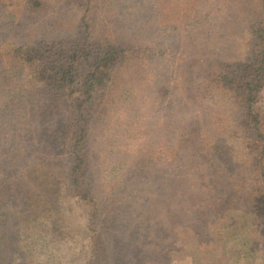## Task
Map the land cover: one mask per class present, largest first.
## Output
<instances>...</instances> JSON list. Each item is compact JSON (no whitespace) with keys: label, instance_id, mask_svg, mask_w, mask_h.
<instances>
[{"label":"rangeland","instance_id":"1","mask_svg":"<svg viewBox=\"0 0 264 264\" xmlns=\"http://www.w3.org/2000/svg\"><path fill=\"white\" fill-rule=\"evenodd\" d=\"M2 1L0 48L55 36L57 18L70 30L79 17L63 0H42L46 12L27 9L24 0ZM99 2L103 18L105 0ZM252 7L247 0H146L129 6L126 23L111 29L151 48L139 56L141 70L123 75L112 99H99L91 117L86 188L100 207L93 237L107 248L105 264H264V226L257 227L264 224V194L256 199V214L247 200L250 191L264 190L263 175L252 174L246 160L237 105L203 81L206 70L248 58L255 42ZM185 119L193 124L188 139L180 133ZM23 120L41 125L33 132L26 125L29 131L16 135L29 154L30 173L17 169L13 175L0 163V264H88L90 235L67 177L70 160L62 151L63 131L54 126L57 112L34 110ZM218 171L227 176L225 183ZM230 177L242 189L238 194ZM189 189L196 191L195 203L215 204L207 209L210 217L196 223L215 222L224 239L218 231L200 239L199 231L187 230L195 228L192 214L168 220L169 212L187 206L183 194ZM24 194L36 195L41 208L25 203ZM165 224L177 230L167 243L154 229Z\"/></svg>","mask_w":264,"mask_h":264},{"label":"trees","instance_id":"2","mask_svg":"<svg viewBox=\"0 0 264 264\" xmlns=\"http://www.w3.org/2000/svg\"><path fill=\"white\" fill-rule=\"evenodd\" d=\"M99 1L63 0L72 7L71 10L74 13L79 15L77 22L70 30H68L70 26L62 27L60 18H57L54 25L60 34L25 43H11L0 48V163H4L7 172L13 175L17 169L30 173L27 165L29 154L20 137L17 140L16 135L20 130L23 133L25 129L29 131L27 126L32 129V132L35 131L37 124L41 125V122L31 126L27 125L28 122L24 123L23 119L26 114L30 117V112L34 110L37 114L45 111L57 112V118L60 120L56 121L54 126L57 130L63 131L60 141L66 142L67 150L62 151L70 160L67 177L72 187L78 191L74 197L85 220V229L90 235L88 244L91 254L88 264H105L107 250L102 240L99 241V238L93 237L94 234H99L100 207L98 200L95 201L86 188L87 173L90 169L86 144L90 139L91 117L94 116L97 104H100L99 99H112L111 92L118 88L119 79L123 75L131 73L134 75L141 70L142 63L139 56L144 55L143 50L151 48L139 46L129 40L130 36L124 38L111 30L120 28L123 23H126L125 12L129 6L140 3L144 5L146 0H134L132 3L124 0H105L107 3L102 4L103 18L101 8L98 6ZM247 1L253 5L251 15H254V10L257 9L252 26L255 42L248 58L242 61L225 62L217 68L206 70V78L203 81L206 87L209 84L222 90L237 105L239 123L247 135L245 138L246 160L252 166V174L255 175L260 170L263 175L262 184H264V0ZM22 5L39 12H46V8L49 7L48 2L42 0H24ZM0 6L6 7V4L0 0ZM260 7L262 11L259 10ZM219 30L221 27L217 26V31ZM62 32L66 34L63 35ZM217 33L220 34V32ZM185 57L188 56L185 55ZM164 93L163 88L161 94ZM70 119L75 122V126L71 125ZM180 123L182 125L180 133L188 139V135L192 133L189 130L192 129L193 124L189 126L186 119ZM196 123L199 124V119ZM68 141L70 152H68ZM188 143L194 144L192 141ZM57 147L58 144L54 143L52 151H56ZM218 172L220 181L225 183L224 179L227 176L223 174L224 172ZM185 175L181 173L180 176ZM40 176L42 179L45 177L42 171ZM228 181L233 183L232 187L236 189L238 181L234 177H230ZM13 190L11 187V191ZM239 190H242L241 187L236 189V194L240 192ZM193 191L196 193L195 190ZM193 191L189 189L183 194V196L186 195L183 197L184 200L186 199L184 203H187L184 209H179L176 204L179 211H174L172 214L169 212L166 217L171 221L176 215L185 217V214H192L195 228L188 227L187 230L196 233L199 231L200 239H206L208 233L209 237L210 233L215 237L213 231H218V237L223 238L219 229H214L215 222L207 220L204 226L197 224L210 217L207 209L215 207V204L212 201L208 202V199H202L199 204L195 203L192 199ZM259 193L264 194V190H252L248 193L247 200L254 214L258 211L256 199ZM23 197L26 200L24 202L29 206L41 208L38 206L40 199L36 195L24 194ZM172 204L173 206L170 207L175 206L174 201ZM88 207L92 208L91 212ZM194 208L195 212H193ZM239 223L236 222V224ZM261 226L264 224L261 225L259 222L257 227ZM154 229L155 233H158L157 237L165 234L163 236L165 243L169 241L170 233L177 231L170 228L169 224H165L163 229L159 230L158 226ZM201 229L206 232L202 236ZM258 234L256 238L261 236L260 230ZM231 238L229 235L227 240Z\"/></svg>","mask_w":264,"mask_h":264}]
</instances>
